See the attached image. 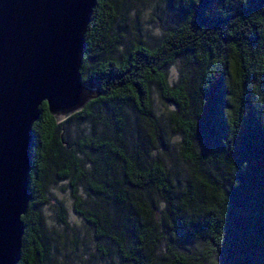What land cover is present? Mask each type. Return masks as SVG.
<instances>
[{
    "label": "trees",
    "instance_id": "16d2710c",
    "mask_svg": "<svg viewBox=\"0 0 264 264\" xmlns=\"http://www.w3.org/2000/svg\"><path fill=\"white\" fill-rule=\"evenodd\" d=\"M116 4L96 0L84 32L81 82L100 94L56 122L38 106L16 264H46L49 176L67 182L72 212L118 264H264V0H175L178 18L156 42L115 54ZM151 88L174 106L182 178L157 144L147 151L152 137H128L129 111L159 136ZM83 121L87 132L66 139L65 126Z\"/></svg>",
    "mask_w": 264,
    "mask_h": 264
},
{
    "label": "water",
    "instance_id": "95a60500",
    "mask_svg": "<svg viewBox=\"0 0 264 264\" xmlns=\"http://www.w3.org/2000/svg\"><path fill=\"white\" fill-rule=\"evenodd\" d=\"M95 2L0 0V264L19 258L38 106L44 102L56 122L100 94L97 83L83 84L79 73Z\"/></svg>",
    "mask_w": 264,
    "mask_h": 264
},
{
    "label": "rangeland",
    "instance_id": "374dc122",
    "mask_svg": "<svg viewBox=\"0 0 264 264\" xmlns=\"http://www.w3.org/2000/svg\"><path fill=\"white\" fill-rule=\"evenodd\" d=\"M174 4L175 0H117L112 34L118 36L120 45L114 53L137 39L147 45L156 42L165 28L178 18ZM178 68L179 62L176 61L167 69L170 83L174 80ZM151 105L158 122L159 136L154 137L150 127L129 111L128 137L137 134L152 137V140L148 139L147 151L155 153L152 147L153 143L157 144L159 153L166 155L161 157L182 178L190 170L178 153L180 137L171 129L169 117L174 106L161 100L154 88H151ZM89 126V121L70 122L65 126L64 136L68 140L76 139L85 134ZM44 184L48 200L41 206L40 211L49 242L46 264H118L111 246L103 241L94 240L85 223L72 212L67 182H55L49 176L44 179ZM77 192L86 208L94 205L82 189H78Z\"/></svg>",
    "mask_w": 264,
    "mask_h": 264
}]
</instances>
